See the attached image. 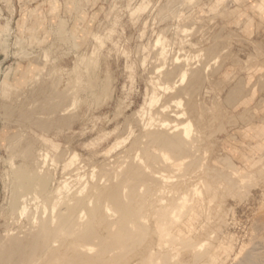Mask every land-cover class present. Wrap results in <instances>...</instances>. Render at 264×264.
Instances as JSON below:
<instances>
[{
    "label": "rangeland",
    "instance_id": "374dc122",
    "mask_svg": "<svg viewBox=\"0 0 264 264\" xmlns=\"http://www.w3.org/2000/svg\"><path fill=\"white\" fill-rule=\"evenodd\" d=\"M158 35L163 42L156 44ZM154 79L176 87L152 106ZM170 96L182 97L183 107ZM186 118L193 124L186 152L166 151L163 164L152 127ZM29 145L34 155L49 152L41 173L52 192L67 183L66 200L95 184L119 185L133 207L137 195L148 233L140 248L121 253L123 264H151V254L154 264H237L264 234V0H0V242L21 234L27 220L12 207ZM136 166L144 173L137 188ZM159 170L163 175L154 174ZM193 183L205 190L203 201L184 222L178 200ZM160 214L172 221L167 233L159 230ZM183 231L198 248L203 243L197 254L193 242V250L181 242Z\"/></svg>",
    "mask_w": 264,
    "mask_h": 264
},
{
    "label": "bare ground",
    "instance_id": "6f19581e",
    "mask_svg": "<svg viewBox=\"0 0 264 264\" xmlns=\"http://www.w3.org/2000/svg\"><path fill=\"white\" fill-rule=\"evenodd\" d=\"M185 26V25H184ZM163 38L162 35H158L156 38V44L162 43ZM5 48V47H4ZM164 50V48L162 49ZM161 54L163 51L160 52ZM178 57H176L177 59ZM251 59V56L249 60ZM256 59V58H255ZM247 60V59H246ZM163 64V63H162ZM75 66V65H74ZM157 66V65H156ZM166 67V66H165ZM159 68V67H158ZM77 69V67H76ZM163 68L160 67L158 71H161ZM187 69V68H186ZM74 70V69H73ZM72 70V72H73ZM164 70V69H163ZM157 72V70H156ZM86 73V72H85ZM168 73V72H167ZM187 71L183 70L182 76L179 79L180 83H184L187 78ZM156 74V73H154ZM168 75V74H167ZM156 76V75H155ZM154 76V77H155ZM159 76V75H158ZM156 78V77H155ZM159 80V78H157ZM80 80V79H79ZM155 80V79H154ZM158 80H155L153 83L154 91H157L156 97H151L150 104L156 105L157 102L162 99L163 94L168 93L169 91L172 92V90L176 87V85L169 84L168 82L160 83ZM58 82V81H57ZM80 83V82H79ZM74 85V84H73ZM76 85V84H75ZM179 85V84H178ZM93 85H91L92 87ZM181 86V85H180ZM75 88V87H74ZM181 88V87H180ZM161 90V91H160ZM75 91V90H73ZM70 92V91H69ZM181 92V91H180ZM67 93V92H66ZM58 94V93H57ZM63 94V92H62ZM68 94V93H67ZM64 95V94H63ZM185 95V94H184ZM62 96V95H61ZM66 96V95H65ZM64 96V97H65ZM71 96V95H70ZM69 97V96H68ZM73 97V96H72ZM71 97V98H72ZM171 97V96H170ZM74 98V97H73ZM173 104L177 107H183V100L182 97H174L172 98ZM170 99V100H171ZM185 99V98H184ZM166 100V99H165ZM162 101V100H161ZM164 101V100H163ZM149 102V101H148ZM167 102V101H165ZM73 104V103H72ZM167 104V103H166ZM169 104V103H168ZM159 105V104H158ZM170 105V104H169ZM39 107V106H38ZM157 107V106H156ZM168 107V105L162 106V111L165 110V108ZM9 108V107H8ZM50 108V107H49ZM61 108V107H60ZM178 108V110L180 109ZM39 109V108H38ZM59 109V108H58ZM65 109V108H64ZM61 109L60 111H62ZM153 111V110H152ZM157 111V110H156ZM169 111V110H168ZM177 111V110H176ZM182 111V110H181ZM180 112V114H184V111ZM192 111V110H191ZM155 112V108L153 113ZM60 113V112H59ZM58 113V114H59ZM40 114V113H39ZM62 114V113H61ZM66 114V112H65ZM155 114V113H154ZM56 115V114H55ZM63 115V114H62ZM61 115V116H62ZM159 115V113L157 114ZM172 115V114H171ZM41 116V115H40ZM179 116V114H178ZM30 117V116H29ZM156 115L153 116V121L155 120ZM158 120H159V116ZM186 117V116H185ZM35 118V117H34ZM46 120V117H44ZM62 118V117H61ZM179 118V117H178ZM32 119V118H31ZM30 119V120H31ZM42 119V117H41ZM157 119V118H156ZM176 119V118H175ZM38 120V118H37ZM51 120V119H50ZM62 120V119H61ZM156 120V122H158ZM162 120V119H161ZM196 120V119H195ZM42 121V120H39ZM37 121V122H39ZM153 121H149L150 124H147L148 127L147 130H150L151 126L153 125ZM177 121V120H176ZM43 122V121H42ZM46 122V121H45ZM148 122V123H149ZM169 120L166 122V120L161 121L160 125L161 127H167L170 123ZM61 123V121H60ZM180 124V125H179ZM47 125V124H46ZM156 125V124H155ZM33 126V125H32ZM36 127V126H35ZM47 128V127H46ZM50 128V127H49ZM154 130L150 133L152 142H155L156 144L160 145L162 151H163V164L169 163L170 156L167 152L173 151V152H186V145L184 139H188L191 137L193 132V124L191 120L186 118V121L183 123H173V125L170 124V127L165 128L163 130L162 128L158 127L157 131H155V127H152ZM180 129L181 135L178 134V130ZM140 130V129H139ZM145 130V129H144ZM151 131V130H150ZM178 132V133H177ZM131 133V132H130ZM21 134V133H20ZM129 134V133H128ZM145 135V134H144ZM148 135V134H147ZM16 136V135H14ZM21 136V135H20ZM129 136V135H128ZM149 136V135H148ZM13 137V136H12ZM19 137V136H17ZM16 137V138H17ZM149 137V138H150ZM183 137V140L182 138ZM21 139V138H20ZM20 139L19 142H20ZM16 140V139H15ZM23 140V139H22ZM21 140V141H22ZM134 140V139H133ZM146 140V139H145ZM199 140V139H197ZM18 142V141H17ZM18 142V143H19ZM151 142V141H150ZM14 143V140H13ZM141 143V142H140ZM12 144V143H11ZM16 143H14L15 146ZM29 144V143H28ZM20 145V144H18ZM130 146V145H129ZM149 146V145H148ZM30 145L26 147L25 151L22 152L24 154V158L29 161L26 165H24V169L22 173L18 174L15 179L12 180L15 182L14 185V205L12 208L15 207V213L18 214L19 217H27V220L24 223L25 225H21L23 229H20L19 232L15 231L16 233H20L19 235H15L11 237L7 236V238L11 237L9 241L6 243L0 242V264H123L122 259H120L123 255V253H126L131 250V247L135 245V247H139L140 243L144 240V236L147 232V227L141 222L140 215L141 209L139 206V199L137 195H134V200L136 205L135 207L131 206V202L133 200V197L128 196L126 197L125 193H123L120 190L119 185H113L114 187L109 190H104L99 188V185H93L92 187L94 190L91 193L86 194V196L83 194V191L86 187V185L79 190L77 195L71 196L69 199L66 200L67 193L69 191V186L67 183H63V185L60 187H57L52 192L48 188V180L45 175H42L40 170V165L45 163L46 159L48 158V151H42L40 150L35 156L31 148L29 149ZM46 147V146H45ZM49 147V146H48ZM42 148V147H41ZM40 148V149H41ZM142 149V148H141ZM140 149V150H141ZM144 149V147H143ZM142 149V150H143ZM14 150V149H13ZM20 151V150H19ZM145 151V150H144ZM161 151V150H160ZM165 151V152H164ZM167 151V152H166ZM198 151V150H197ZM147 152V151H146ZM143 153V152H142ZM149 154V153H148ZM152 154V153H151ZM191 154V153H190ZM145 155V154H144ZM26 156V157H25ZM149 156V155H148ZM151 156V155H150ZM149 156V157H150ZM158 156V154H157ZM157 156L156 159H157ZM174 156V155H173ZM20 157H22L20 155ZM23 158L24 161H26ZM188 158V157H187ZM201 158V157H199ZM145 159V157H144ZM151 159V158H150ZM160 158L158 157L157 160ZM198 159V158H197ZM21 160V159H20ZM48 160V159H47ZM142 160V159H141ZM155 160V158H153ZM160 160V161H161ZM175 160V159H174ZM60 161V160H57ZM146 161V160H145ZM151 161V160H150ZM173 161V160H172ZM191 161V160H190ZM48 162V161H46ZM56 162V159H55ZM139 162V161H138ZM149 162V161H147ZM154 162V161H153ZM11 163V162H10ZM25 164V162H24ZM38 165L35 167V165ZM41 164V165H42ZM120 164V163H119ZM124 164V163H123ZM138 164V163H137ZM146 164V163H145ZM171 164V163H170ZM187 164V163H186ZM11 164H9L10 166ZM23 165V164H22ZM44 165V164H43ZM42 165V166H43ZM46 165V164H45ZM52 165V163H51ZM54 165V162H53ZM56 165V164H55ZM147 165V164H146ZM177 165V163H176ZM183 165V164H182ZM189 165V164H188ZM40 166V167H39ZM57 166V165H56ZM143 166V165H142ZM141 166V167H142ZM13 167V166H12ZM16 167V166H14ZM23 167V166H22ZM44 167V166H43ZM133 167V166H132ZM131 167V168H132ZM139 166H136L135 168H132L131 171L132 175L134 176L133 179H135L134 187H140L139 183L142 182L143 179V171L142 168ZM162 167V166H161ZM160 167V168H161ZM182 167V166H181ZM262 167V166H261ZM10 168V167H9ZM17 170L20 169L19 166L16 167ZM15 168V169H16ZM119 168V166H118ZM232 168V167H231ZM12 169V168H11ZM47 169V168H46ZM123 169V168H122ZM162 169V168H161ZM13 170V169H12ZM16 170V171H17ZM117 170V169H116ZM120 170V169H119ZM169 170V169H167ZM211 170V169H210ZM14 171L15 173H17ZM43 171V170H42ZM111 171V170H110ZM154 171V170H153ZM207 171V170H206ZM213 171V170H212ZM121 172V171H120ZM125 172V171H124ZM165 172V171H164ZM171 172V171H170ZM185 172V171H184ZM187 172V171H186ZM19 173V172H18ZM46 173V171L44 172ZM92 173V172H91ZM118 173V172H117ZM116 173V174H117ZM126 173V172H125ZM161 173L159 171H155L154 174ZM234 173V172H233ZM115 174V173H114ZM121 174H124L121 172ZM186 174V173H185ZM184 174V175H185ZM210 174V173H209ZM13 175V174H12ZM54 175V174H53ZM85 175V174H84ZM107 175V174H105ZM160 175H163L162 173ZM177 175V174H176ZM182 175V174H181ZM49 176V175H48ZM93 176V175H92ZM132 176V177H133ZM149 176V175H148ZM155 176V175H154ZM180 176V175H179ZM237 176V175H236ZM64 177V176H63ZM105 177V176H104ZM107 177V176H106ZM110 177V176H109ZM122 177V175H121ZM119 177V178H121ZM126 177V175H125ZM172 177V176H171ZM178 177V176H177ZM183 177V176H182ZM186 177V176H185ZM217 177V176H216ZM261 177V176H260ZM86 178V177H85ZM94 178V177H93ZM155 178V177H154ZM166 178V177H165ZM195 178V177H194ZM226 178V177H225ZM77 179V178H76ZM88 179V178H87ZM101 179V178H100ZM250 179V178H249ZM11 180V181H12ZM71 180V179H70ZM125 180V179H124ZM132 180V179H131ZM163 180V179H162ZM188 180V179H187ZM210 180V179H209ZM226 180V179H225ZM257 180V179H256ZM12 181V182H13ZM102 181V180H101ZM109 181V180H108ZM130 181V180H129ZM167 181V179H166ZM223 181V180H222ZM13 182V184H14ZM106 182V181H105ZM117 182V181H116ZM123 182V181H122ZM165 182V181H164ZM202 182V179H201ZM200 182V183H201ZM205 182V181H204ZM211 182V181H210ZM85 183V182H84ZM100 183V182H99ZM126 183V182H125ZM128 183V182H127ZM126 183V184H127ZM130 183V182H129ZM104 184V183H103ZM153 184V183H152ZM169 184V183H168ZM174 184V183H173ZM226 184V183H225ZM224 184V185H225ZM11 185V183H10ZM125 184H123L121 187H123ZM167 185V184H164ZM185 185V184H184ZM187 185V184H186ZM206 185V183L204 184ZM99 186V187H98ZM103 186V185H102ZM127 186V185H125ZM191 187L186 188L180 195V202L178 200V206L180 208L179 215L177 218L183 217V221H189L190 217H192L196 211L195 207L198 202L201 201L200 193L204 192L202 188L198 186L197 183H193L190 185ZM13 187V186H12ZM164 187V186H163ZM110 188V187H109ZM127 188V187H126ZM171 188V187H170ZM208 188V187H206ZM13 189V188H12ZM65 189V191H63ZM133 190V188H131ZM156 189V188H155ZM166 189V188H165ZM205 189V188H204ZM73 190V189H71ZM135 190V189H134ZM138 190V189H137ZM136 190V191H137ZM146 190V189H145ZM188 190L192 193L191 195L188 193ZM207 190V189H206ZM74 191V190H73ZM91 191V190H90ZM10 192V191H9ZM65 192V194H64ZM126 192V190H125ZM148 192V191H147ZM170 192V191H169ZM178 192V191H177ZM213 192V191H212ZM77 193V192H76ZM83 194V196H81ZM144 194V193H142ZM200 194V195H199ZM69 195V194H68ZM150 195V194H149ZM147 196V195H146ZM213 196V195H212ZM94 197H96L94 199ZM68 198V197H67ZM162 198V197H161ZM176 198V197H175ZM200 198V199H199ZM11 200V199H10ZM9 200V201H10ZM34 201L35 209L33 212L29 214V205H33L32 202ZM65 200V201H64ZM172 200V199H171ZM209 200V199H208ZM32 201V202H31ZM143 201V200H142ZM203 201V200H202ZM201 201V203H202ZM31 202V203H30ZM145 202V201H144ZM11 203V202H10ZM94 203V205L92 204ZM146 203V202H145ZM157 203V201H156ZM13 204V203H12ZM211 204V203H210ZM30 205V206H31ZM33 205V206H34ZM141 205V204H140ZM200 205V204H199ZM138 206V207H137ZM148 206V205H147ZM202 206V205H201ZM200 206V207H201ZM199 207V208H200ZM11 208L10 216L13 212ZM159 208V207H158ZM161 208V207H160ZM163 208V207H162ZM172 208V207H171ZM152 209V208H151ZM219 209V208H218ZM156 210V209H155ZM154 210V211H155ZM168 211V210H166ZM179 211V210H178ZM113 212V215L118 212L120 215V219L117 221H110V213ZM147 212V211H146ZM177 212V211H176ZM203 212V211H202ZM14 213V214H15ZM175 213V212H174ZM210 213V212H209ZM14 214L12 216L16 217ZM147 214V213H146ZM212 214V213H211ZM10 216L6 217L9 218ZM116 216V215H115ZM161 221L159 224V230H168L169 225L171 224L168 219V216L162 215ZM173 216V215H172ZM175 216V215H174ZM216 216V215H215ZM17 217L15 220H17ZM24 217V218H25ZM145 217V215H144ZM147 217V216H146ZM158 217V216H157ZM212 217V216H211ZM13 217H11L12 219ZM148 218V217H147ZM156 218V217H154ZM173 218V217H172ZM144 218H142L143 220ZM171 219V218H170ZM179 219V221H181ZM189 219V220H187ZM219 219V218H218ZM6 220V219H5ZM14 220V219H13ZM13 220L11 222H13ZM14 220V224H15ZM145 220V219H144ZM157 220V218H156ZM174 220H176L174 218ZM178 220V219H177ZM214 220V219H213ZM220 220V219H219ZM18 221V220H17ZM16 221L15 225H18ZM21 219L19 220V222ZM172 222V221H171ZM210 222V221H209ZM217 222V221H216ZM10 223V221H9ZM13 223H10L11 225H14ZM145 223V222H144ZM148 223V222H147ZM175 223V222H174ZM20 224V223H19ZM22 224V223H21ZM187 224V223H185ZM8 225V224H7ZM102 225H105L106 227V234H101L99 231V227ZM172 225V224H171ZM176 225V224H175ZM207 225V224H206ZM4 226V225H2ZM168 226V227H167ZM20 227V226H19ZM103 227V226H102ZM208 227V226H207ZM263 228V227H262ZM175 229V228H174ZM186 229V227H185ZM261 229V228H260ZM264 229V228H263ZM16 230V229H15ZM18 230V229H17ZM103 230V229H102ZM179 231V230H178ZM202 231V230H201ZM14 232V230H13ZM181 232V231H180ZM262 232V231H261ZM9 233V232H7ZM11 233V232H10ZM105 233V231H104ZM2 234V233H1ZM12 234V233H11ZM163 234V235H162ZM162 236H164V232L162 231ZM182 234V233H180ZM3 235V234H2ZM1 235V239L4 236ZM14 235V234H13ZM167 236V235H166ZM169 236V234H168ZM147 237V236H146ZM165 237V236H164ZM163 237L164 242L165 238ZM210 237V236H209ZM189 234L187 231H183V236L181 237V242L185 246H189L192 250L194 249L195 243L190 240ZM1 240V241H2ZM6 240V239H5ZM4 240V241H5ZM147 241V240H146ZM145 241V242H146ZM168 241V240H167ZM176 241V240H175ZM178 242V241H177ZM190 242H193L194 245L192 248V244ZM198 242V241H197ZM141 243V245H142ZM179 243V242H178ZM199 243V242H198ZM203 243H199V248H201ZM183 245V248L185 247ZM172 246V244H171ZM251 247V246H250ZM140 248V247H139ZM139 248L137 249L139 251ZM182 248V247H181ZM182 248V249H183ZM186 248V247H185ZM198 246L195 248V252L199 250ZM96 249V251H95ZM181 249V250H182ZM188 249V247L186 248ZM134 250V249H133ZM184 250V249H183ZM201 250V249H200ZM115 251H118L120 254L119 256H107V253H113ZM175 251V250H174ZM180 251V250H179ZM231 251V250H230ZM243 251V249H242ZM241 251V252H242ZM95 252V253H94ZM146 252V251H145ZM206 252V250H205ZM204 252V254H205ZM245 254L238 260L239 257L233 256L235 259L238 260L237 264H264V234L261 235L260 238L254 241V244L251 248L247 249V252L244 251ZM122 253V254H121ZM149 253V252H148ZM240 251L238 252L239 255ZM117 254V253H116ZM166 254V253H165ZM197 254V253H195ZM199 254V253H198ZM129 255V254H127ZM156 255V254H155ZM164 255V254H163ZM147 256V255H146ZM158 256V255H157ZM196 256V255H195ZM194 256V258H195ZM200 256V255H199ZM197 255V257L199 258ZM160 257V256H159ZM196 257V258H197ZM124 258V257H123ZM152 254L148 256V262L152 263ZM163 258L166 259V256ZM202 258V253L201 257ZM199 258V259H200ZM233 258V259H234ZM164 259V261H165ZM158 260V259H157ZM195 260V259H194ZM198 260V259H196ZM195 262H198L196 261ZM216 260V259H215ZM236 261V260H235ZM163 262V261H162ZM161 262V263H162ZM168 262V261H167ZM194 262V263H195ZM126 263V262H125ZM171 263V262H170ZM169 263V264H170ZM146 264V263H145ZM148 264V263H147ZM163 264V263H162ZM235 264V263H234Z\"/></svg>",
    "mask_w": 264,
    "mask_h": 264
}]
</instances>
